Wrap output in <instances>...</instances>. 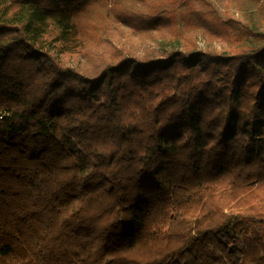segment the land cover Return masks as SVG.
I'll use <instances>...</instances> for the list:
<instances>
[{"label": "trees", "instance_id": "obj_1", "mask_svg": "<svg viewBox=\"0 0 264 264\" xmlns=\"http://www.w3.org/2000/svg\"><path fill=\"white\" fill-rule=\"evenodd\" d=\"M96 1L0 0V264H256L234 229L264 227V42L93 73L68 58Z\"/></svg>", "mask_w": 264, "mask_h": 264}, {"label": "rangeland", "instance_id": "obj_2", "mask_svg": "<svg viewBox=\"0 0 264 264\" xmlns=\"http://www.w3.org/2000/svg\"><path fill=\"white\" fill-rule=\"evenodd\" d=\"M81 19V52L68 59L72 66L88 64L93 73L103 57L145 56L167 40L217 50L264 42V0H97ZM243 230L234 229L237 246L248 261L264 264V227Z\"/></svg>", "mask_w": 264, "mask_h": 264}]
</instances>
